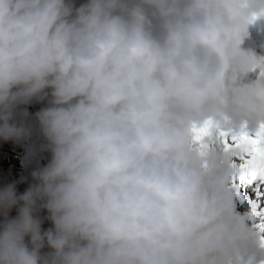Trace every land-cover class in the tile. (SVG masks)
Returning a JSON list of instances; mask_svg holds the SVG:
<instances>
[{
  "label": "clouds",
  "instance_id": "obj_1",
  "mask_svg": "<svg viewBox=\"0 0 264 264\" xmlns=\"http://www.w3.org/2000/svg\"><path fill=\"white\" fill-rule=\"evenodd\" d=\"M261 30L264 0H0V139L42 102L50 154L0 188V264H264L218 135L264 125Z\"/></svg>",
  "mask_w": 264,
  "mask_h": 264
},
{
  "label": "snow or ice",
  "instance_id": "obj_2",
  "mask_svg": "<svg viewBox=\"0 0 264 264\" xmlns=\"http://www.w3.org/2000/svg\"><path fill=\"white\" fill-rule=\"evenodd\" d=\"M214 128L216 125L212 121L194 128V139L197 142H203L205 138L213 135ZM218 135L226 148L240 150L236 161L239 172L233 178V186L237 195H241L244 185L258 182L256 184L258 199L252 202L251 215L257 229L262 234L261 239L264 240V208L261 207L260 199L264 198V125L256 133L247 130H242L239 133L219 130Z\"/></svg>",
  "mask_w": 264,
  "mask_h": 264
},
{
  "label": "rangeland",
  "instance_id": "obj_3",
  "mask_svg": "<svg viewBox=\"0 0 264 264\" xmlns=\"http://www.w3.org/2000/svg\"><path fill=\"white\" fill-rule=\"evenodd\" d=\"M44 105L45 104L40 105L37 103V101H33L27 106L30 113L28 122L32 125V134L30 138L23 140L20 143L14 142L11 146L5 148L3 153H0V188H3L7 184L15 183L18 194L23 193L33 182L32 175L28 172V165L33 164L36 169L46 165L43 160H35V157L39 158L43 153H48L46 151H41L40 149L42 140L39 137V130L36 129V123L34 119L35 113L44 107ZM5 144L6 143L3 145ZM8 150L10 153H13V155L10 154ZM0 152H2V148H0ZM4 155L5 158L3 157ZM17 214V208L14 207L9 213V216L15 217ZM39 215L42 218L46 217L47 210H42ZM3 219V216L0 215V223L3 222ZM51 226V222L45 219L44 223L42 224V228L47 230V228Z\"/></svg>",
  "mask_w": 264,
  "mask_h": 264
},
{
  "label": "bare ground",
  "instance_id": "obj_4",
  "mask_svg": "<svg viewBox=\"0 0 264 264\" xmlns=\"http://www.w3.org/2000/svg\"><path fill=\"white\" fill-rule=\"evenodd\" d=\"M37 103L40 104V105H41V104H44V103H42V102H37ZM36 126H37V125H36ZM0 174H1V173H0ZM2 177H3V176H2ZM4 180H5V179H4Z\"/></svg>",
  "mask_w": 264,
  "mask_h": 264
}]
</instances>
